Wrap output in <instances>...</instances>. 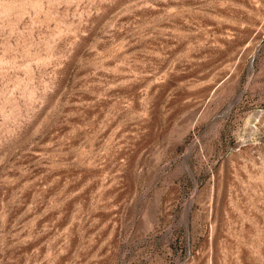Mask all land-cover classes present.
<instances>
[{"label": "rangeland", "instance_id": "374dc122", "mask_svg": "<svg viewBox=\"0 0 264 264\" xmlns=\"http://www.w3.org/2000/svg\"><path fill=\"white\" fill-rule=\"evenodd\" d=\"M0 264H264V0H0Z\"/></svg>", "mask_w": 264, "mask_h": 264}]
</instances>
